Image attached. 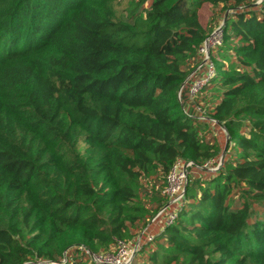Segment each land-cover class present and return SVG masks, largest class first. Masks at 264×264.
I'll list each match as a JSON object with an SVG mask.
<instances>
[{
	"label": "trees",
	"instance_id": "1",
	"mask_svg": "<svg viewBox=\"0 0 264 264\" xmlns=\"http://www.w3.org/2000/svg\"><path fill=\"white\" fill-rule=\"evenodd\" d=\"M121 247L264 264V0H0V264Z\"/></svg>",
	"mask_w": 264,
	"mask_h": 264
},
{
	"label": "built area",
	"instance_id": "2",
	"mask_svg": "<svg viewBox=\"0 0 264 264\" xmlns=\"http://www.w3.org/2000/svg\"><path fill=\"white\" fill-rule=\"evenodd\" d=\"M221 29L215 30L213 34L204 42L201 46L199 52L204 58V65L207 66V73L205 75L196 80L191 88V95L195 96L198 94L209 82V80L214 75V64L210 59V50L215 46L221 44ZM182 164H177L174 166L171 174L168 177V187L166 193L173 198L172 204L177 203L184 194V188L187 184V167ZM179 178V185L175 187L177 174ZM174 215L170 217V221L174 219ZM134 252L130 250H126L124 247H121L119 253L116 256L113 255H104V256H94V261L98 264H132V257Z\"/></svg>",
	"mask_w": 264,
	"mask_h": 264
},
{
	"label": "rangeland",
	"instance_id": "3",
	"mask_svg": "<svg viewBox=\"0 0 264 264\" xmlns=\"http://www.w3.org/2000/svg\"><path fill=\"white\" fill-rule=\"evenodd\" d=\"M261 1V0H260ZM202 22L204 25H212V19L214 18V9H212L211 7L209 6H206L202 9ZM211 22V23H210ZM219 28H217L216 30H218ZM205 64V63H204ZM200 69V68H199ZM198 69V70H199ZM197 70V71H198ZM207 73V66L205 65L203 67V71L202 73ZM178 175L179 173L177 174V177H176V184H175V187H177L179 185V178H178ZM173 200V198H171Z\"/></svg>",
	"mask_w": 264,
	"mask_h": 264
},
{
	"label": "water",
	"instance_id": "4",
	"mask_svg": "<svg viewBox=\"0 0 264 264\" xmlns=\"http://www.w3.org/2000/svg\"><path fill=\"white\" fill-rule=\"evenodd\" d=\"M227 146H228V142H227ZM226 150H227V147H226V149H225V151H224V154H223V156H222V158H221V162H222V163H223V161H224V159H225Z\"/></svg>",
	"mask_w": 264,
	"mask_h": 264
},
{
	"label": "crops",
	"instance_id": "5",
	"mask_svg": "<svg viewBox=\"0 0 264 264\" xmlns=\"http://www.w3.org/2000/svg\"><path fill=\"white\" fill-rule=\"evenodd\" d=\"M204 75H205V72L201 73L198 78L203 77Z\"/></svg>",
	"mask_w": 264,
	"mask_h": 264
}]
</instances>
